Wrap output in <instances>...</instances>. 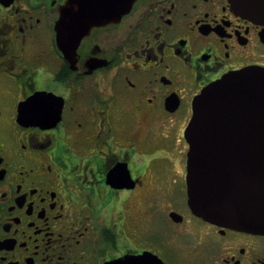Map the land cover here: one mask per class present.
<instances>
[{
	"label": "flooded vegetation",
	"instance_id": "obj_1",
	"mask_svg": "<svg viewBox=\"0 0 264 264\" xmlns=\"http://www.w3.org/2000/svg\"><path fill=\"white\" fill-rule=\"evenodd\" d=\"M251 67L264 19L235 0H0V264H264L185 176L193 100Z\"/></svg>",
	"mask_w": 264,
	"mask_h": 264
},
{
	"label": "water",
	"instance_id": "obj_2",
	"mask_svg": "<svg viewBox=\"0 0 264 264\" xmlns=\"http://www.w3.org/2000/svg\"><path fill=\"white\" fill-rule=\"evenodd\" d=\"M235 2L241 12L264 19V0ZM72 31L75 42L61 39L59 43L67 57V49L77 46L82 32ZM66 33L59 31V36L65 38ZM191 112L183 132L189 145L185 165L188 207L214 225L264 234V67L233 71L210 83L193 100ZM55 115L49 113L52 123L58 120ZM18 119L48 121L40 112ZM124 260L140 264V260ZM153 264L162 262L154 255Z\"/></svg>",
	"mask_w": 264,
	"mask_h": 264
}]
</instances>
